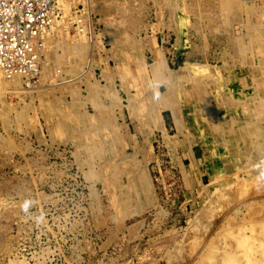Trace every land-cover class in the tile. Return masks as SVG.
<instances>
[{
	"label": "rangeland",
	"instance_id": "rangeland-1",
	"mask_svg": "<svg viewBox=\"0 0 264 264\" xmlns=\"http://www.w3.org/2000/svg\"><path fill=\"white\" fill-rule=\"evenodd\" d=\"M62 1L0 70V264H264V0Z\"/></svg>",
	"mask_w": 264,
	"mask_h": 264
},
{
	"label": "built area",
	"instance_id": "built-area-1",
	"mask_svg": "<svg viewBox=\"0 0 264 264\" xmlns=\"http://www.w3.org/2000/svg\"><path fill=\"white\" fill-rule=\"evenodd\" d=\"M64 15L62 0H0V70L6 78L21 80L25 88L40 81ZM73 17L74 30L87 34V14L78 8Z\"/></svg>",
	"mask_w": 264,
	"mask_h": 264
},
{
	"label": "crops",
	"instance_id": "crops-1",
	"mask_svg": "<svg viewBox=\"0 0 264 264\" xmlns=\"http://www.w3.org/2000/svg\"><path fill=\"white\" fill-rule=\"evenodd\" d=\"M170 36L171 37V39H173L174 40V42L173 43H171V45L173 46L176 42H177V38H178V34L174 31V29L173 28H171L170 26H168L167 25V27L164 29V36ZM181 41H184L185 42V38H184V36H182L181 37ZM189 45L186 43L185 45H184V47H182V48H187ZM188 49V48H187ZM187 52V51H186ZM185 52H181V54H184ZM177 57H179V55L177 56ZM157 62H158V64H160V60L158 59L157 60ZM160 115H163V119L165 118L164 117V113H162V114H160ZM165 121H166V119H164Z\"/></svg>",
	"mask_w": 264,
	"mask_h": 264
},
{
	"label": "clouds",
	"instance_id": "clouds-1",
	"mask_svg": "<svg viewBox=\"0 0 264 264\" xmlns=\"http://www.w3.org/2000/svg\"><path fill=\"white\" fill-rule=\"evenodd\" d=\"M160 85L159 84H157V85H155L154 87L155 88H158ZM155 100H159L160 99V93H159V91H155L154 92V97H153ZM259 179L260 180H264V172H261V175H260V177H259ZM33 204V201H31V200H26L25 202H24V204H23V210L25 211V212H27L28 211V209L31 207V205Z\"/></svg>",
	"mask_w": 264,
	"mask_h": 264
},
{
	"label": "bare ground",
	"instance_id": "bare-ground-1",
	"mask_svg": "<svg viewBox=\"0 0 264 264\" xmlns=\"http://www.w3.org/2000/svg\"><path fill=\"white\" fill-rule=\"evenodd\" d=\"M2 76V75H1Z\"/></svg>",
	"mask_w": 264,
	"mask_h": 264
}]
</instances>
